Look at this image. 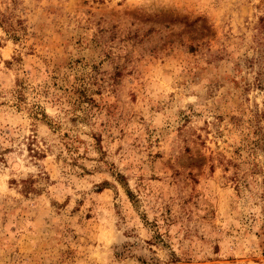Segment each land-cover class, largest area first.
Segmentation results:
<instances>
[{"label": "rangeland", "instance_id": "1", "mask_svg": "<svg viewBox=\"0 0 264 264\" xmlns=\"http://www.w3.org/2000/svg\"><path fill=\"white\" fill-rule=\"evenodd\" d=\"M264 0H0V264H264Z\"/></svg>", "mask_w": 264, "mask_h": 264}, {"label": "trees", "instance_id": "2", "mask_svg": "<svg viewBox=\"0 0 264 264\" xmlns=\"http://www.w3.org/2000/svg\"><path fill=\"white\" fill-rule=\"evenodd\" d=\"M260 27L264 28V18H259Z\"/></svg>", "mask_w": 264, "mask_h": 264}]
</instances>
